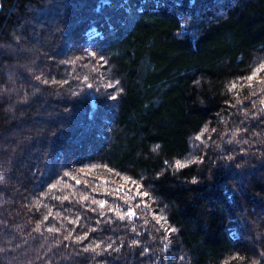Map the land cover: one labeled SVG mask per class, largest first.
Returning a JSON list of instances; mask_svg holds the SVG:
<instances>
[{
    "label": "trees",
    "instance_id": "obj_1",
    "mask_svg": "<svg viewBox=\"0 0 264 264\" xmlns=\"http://www.w3.org/2000/svg\"><path fill=\"white\" fill-rule=\"evenodd\" d=\"M260 64L264 0H0V264H264Z\"/></svg>",
    "mask_w": 264,
    "mask_h": 264
},
{
    "label": "snow or ice",
    "instance_id": "obj_2",
    "mask_svg": "<svg viewBox=\"0 0 264 264\" xmlns=\"http://www.w3.org/2000/svg\"><path fill=\"white\" fill-rule=\"evenodd\" d=\"M261 72H264V64H260L259 67L255 68V69L252 71V73H251L250 75H248V76H246V77L239 78L237 81L230 82L229 91L231 92V91L235 90V89L237 88L238 84H240V83H241L242 81H244V80L248 81L249 83H248L247 86H248L249 88H252L253 85H252L251 82L254 81V80H256V78L258 77V75H259ZM260 83L264 84V80L260 81ZM108 86H109V87H114V85H112L111 83H110ZM89 87H91V85H89ZM262 91H264V89H262ZM253 94H254V93H253ZM237 95H239V93H237ZM114 98H115V97H113V99H114ZM261 103H264V100H261ZM207 130H208L207 127H205V128L203 129V131L195 137V139L198 140V141H202V139H203V135H204L205 132H207ZM209 138H210V137H209ZM156 147L158 148L159 146L157 145ZM154 150H155V149H154ZM198 162H200V161H199V160H193V161H190V163H198ZM175 166H176L177 168H180V167L185 166V165H183V164H181V162L177 161ZM95 167H99V166H98V165L93 166V168H95ZM105 167H106V166H105ZM108 171L111 172L112 170H111V169H108ZM64 175H65V176H69V175H71V174L65 172ZM118 175H119V174H118ZM72 178L76 181V184H80V183H81V180H80V179H76V176H75V175H73ZM0 179H2V177H0ZM58 185H59V182L54 183V184L51 185V188H52L53 190H55V189L58 188ZM65 186H66V187H70V185H67V184H66ZM115 191H120V189H115ZM138 194H139V193H138ZM141 195H142V196H148L149 193H148V192H143ZM54 198H58V197H54ZM58 199L68 200V199H69V196H64V197H62V198H58ZM81 199H82L83 201H87V200H89V197H88L87 195H83ZM126 202H127V201H126ZM92 203H93V204H98L100 208H103V207H105V205L107 204V201H96L95 199H92ZM110 210H111V209H110ZM117 215H118V217H119L120 219H124L125 216H128V217L135 216V211H134V210H133V211H128V212H126V213H124V214H120V212H117ZM44 218L47 219V216H45ZM154 219L156 220V222H157L158 224H159L161 221H165V223H166V218L163 217V216L154 217ZM53 230H54V229H51V228L49 229V231H53ZM165 231H166V232H175L176 229L169 227V228H166ZM66 238H67V237H66ZM78 239H80V238H78ZM109 247H110V245H109ZM87 250H88V249H85V251H87ZM93 251H94V249H93Z\"/></svg>",
    "mask_w": 264,
    "mask_h": 264
}]
</instances>
